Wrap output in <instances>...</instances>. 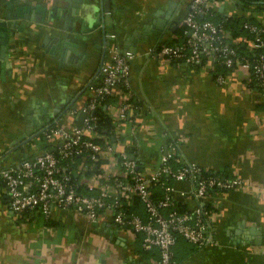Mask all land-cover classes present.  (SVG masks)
I'll return each instance as SVG.
<instances>
[{
	"label": "crops",
	"instance_id": "0c3cea01",
	"mask_svg": "<svg viewBox=\"0 0 264 264\" xmlns=\"http://www.w3.org/2000/svg\"><path fill=\"white\" fill-rule=\"evenodd\" d=\"M189 3L111 0V14L105 12L94 27L100 0H0L2 16L8 4L14 10L25 7L9 43L8 70L0 74V168L53 147V140L41 134V115L49 117L46 125L59 116L57 123L69 128L74 116L67 107H80L93 94L108 49L133 50L128 89L138 104L137 126L127 130L126 139L135 140L133 150L144 171L155 170L162 144L174 137L180 139L186 160L208 170L227 169L241 179L237 188L209 197L215 206L214 242L190 251L181 264H264L261 90L242 66L226 70L224 81L218 82L209 63L162 60L151 51L175 37ZM168 9L172 13L160 29L157 20ZM215 9L231 15L250 12L264 21V8L248 10L235 0H217ZM72 10L73 24L65 16ZM108 32L112 38L106 37ZM65 35L77 43L72 46L77 55L60 58ZM174 186L179 197V190L189 185L178 181ZM140 247L137 234L116 226L108 211L96 222L56 206L48 218L38 211L12 213L0 183V264H156L152 257H143Z\"/></svg>",
	"mask_w": 264,
	"mask_h": 264
},
{
	"label": "built area",
	"instance_id": "2783aa9c",
	"mask_svg": "<svg viewBox=\"0 0 264 264\" xmlns=\"http://www.w3.org/2000/svg\"><path fill=\"white\" fill-rule=\"evenodd\" d=\"M214 11L211 0H190L180 22L185 38L179 42H160L151 51L162 60L189 65L219 62L229 68L242 66L253 74L264 96V53L260 50L264 48V21L244 20L242 26L248 35L230 37L220 23L207 17ZM113 35L108 32L106 37ZM239 43L252 54L247 51L240 54ZM108 51L109 59L99 65L101 80L94 86L93 94L80 107H67L74 116L72 125L69 128L59 125V116L54 117L53 123L41 130L45 140H53V147L0 168V183L8 193L12 213L21 216L24 211H38L48 218L56 206L77 210L89 222H96L100 213L108 211L116 226H127L134 233H141L144 249L158 248L159 264H175L172 246L177 235L198 248L214 242L215 211L208 206L213 195L209 189L214 186L235 189L241 185V179L237 175L202 176L201 166L184 158L181 141L174 137L165 139L158 166L146 173L134 154L126 150L127 146L136 145L135 140L129 141L126 136L127 130L137 126V113L135 106L125 99L104 105L115 125L109 133L101 134L97 130L99 117L95 110L103 98L119 91L121 86L126 89L123 98L130 97L129 61L134 56L133 50L115 46ZM216 80L223 82L224 76L217 74ZM80 112L84 113L81 126L76 124ZM97 137L102 140H95ZM170 159L179 165L173 168ZM164 174L171 175L172 182H162L163 194L155 198L152 186ZM178 181L189 185L188 189L179 190V197L174 195V184ZM135 198L143 206L144 215L131 209ZM177 201L186 203L187 208L181 211L170 208Z\"/></svg>",
	"mask_w": 264,
	"mask_h": 264
},
{
	"label": "trees",
	"instance_id": "16d2710c",
	"mask_svg": "<svg viewBox=\"0 0 264 264\" xmlns=\"http://www.w3.org/2000/svg\"><path fill=\"white\" fill-rule=\"evenodd\" d=\"M217 0H211V2L213 4L216 3ZM236 5L240 6L241 8H245L248 10H254V9H258V8H264V0H235ZM207 17L211 18L215 23H220V27L224 30L227 31L229 36H238V35H248V32L246 31V29L242 26L243 21L244 20H249L251 22H258L257 17L253 16L252 13L250 14V12H248L247 15H231L229 13H224L221 11H218L215 9V11L213 12L212 15H208ZM184 30V26L183 25H179L176 30H175V37L171 38L168 41H165L167 43H172V42H179L182 41L185 38V34L183 32ZM237 50L240 54H245V52L247 51L248 54H252V52L248 51L245 46L242 43H239L237 46ZM263 53H264V48L260 49ZM194 65H203V63H196ZM209 67H211V71L213 73L214 76H217V74H222L224 76V73L226 70L228 69H232L229 67H226L224 64L216 62V64L212 65L209 64ZM235 68V67H234ZM250 72V71H249ZM251 76V82L253 83L254 86L256 85V80L253 76L252 73H250ZM101 80V79H100ZM100 82V81H99ZM98 82V83H99ZM258 87V86H257ZM126 91V89L121 86L120 90L106 96L105 98L102 99V103L101 105H99L95 112L98 115V127L97 130L101 133V134H107L109 133L110 130H112L114 128V120H112L110 114L108 113V111H106V109L104 108V105L106 103H110V102H117L119 100H123L125 99L126 101L130 102L132 105L135 106V108L137 107V102L133 101V99L131 97L128 98H123V94ZM121 121H117V124H121ZM113 134V132L110 133V138L111 135ZM95 140L97 141H101L102 138L97 137L95 138ZM126 150L132 152L134 154V156L136 157L139 167L142 168L143 164L140 162V160L137 158L136 153H134L133 147L132 146H127ZM169 164L175 168L179 165V163H176L174 161V159H170L169 160ZM201 175L202 176H215V177H219V178H231L236 176L233 173L228 172L227 169H223V170H212V169H205L203 167H201ZM161 181L158 182L156 185L152 186V191L154 194L155 198H159L162 196L163 194V188L161 187L162 182L163 184H170L172 182V177L169 174H164L161 176ZM80 189V187L78 188ZM84 190V189H82ZM224 190H229L228 188L225 187H218V186H214L213 188L209 189V193L210 194H215L217 192H221ZM170 208H174L177 209L179 211L184 210L185 208H187L186 203L183 202H174L173 204L170 205ZM209 209H212L215 211V206L214 204L211 203V201H209ZM131 209H133V211H136L137 213L144 215V209L143 206L141 205V203L138 201L137 198L133 199V204L131 206ZM31 212V211H24L22 213V215ZM127 227V226H124ZM137 236L139 237L140 240V246H141V239H142V235L141 233H136ZM198 247L192 243L187 241L185 238H183L181 235H177L176 236V240L175 243L172 246V251H173V259L175 261V264H181L182 259L190 252L193 251L194 249H197ZM141 254L143 255V257H152L155 261L156 264L158 263V259H159V250L157 247H153L152 249H144L142 246L139 248Z\"/></svg>",
	"mask_w": 264,
	"mask_h": 264
},
{
	"label": "water",
	"instance_id": "95a60500",
	"mask_svg": "<svg viewBox=\"0 0 264 264\" xmlns=\"http://www.w3.org/2000/svg\"><path fill=\"white\" fill-rule=\"evenodd\" d=\"M76 1V0H75ZM99 12H97L96 14V21L95 23L92 25L94 27H98L99 26V22L101 20V17L105 15V12L109 15L111 14V0H100V5H99ZM72 8V6H71ZM25 9V7L23 6H19L17 8H15V10L13 9L12 4H8L7 5V10L5 11L4 15H0V74L3 75L4 72H6L8 70L9 64H8V48H9V43L11 40V36L13 33V29L17 28V19L19 17H21L23 15V10ZM167 13L162 15L160 19L157 20V24L159 25L160 29L166 25V21L169 19L170 15H171V10H167ZM74 15H76V10H72L69 12L65 13L66 16V21H69L71 24H73V20H74ZM157 25V26H158ZM73 26H70L68 30H72ZM81 31H83V27L80 28ZM92 29V28H91ZM104 29V28H103ZM105 33V30H104ZM74 45H77L76 42H71L69 40V38L65 35L62 38V42L60 47L57 45L55 47V52L56 49L58 48L59 50V57H63L67 54L68 55H77V53L75 52V50H73ZM54 48V46H53ZM78 57V56H77ZM77 61V59L75 60V62ZM79 65V63H78ZM66 100L69 99V95L66 96ZM76 105H72V108H75ZM84 116L83 112H80L77 116L76 119V124L81 126L82 123V118ZM41 121H40V125H41V130L46 126L45 122L49 120V117H46L44 114L41 115L40 117ZM28 131H26L25 133H27ZM25 135V134H24ZM130 157H132V155H130ZM254 232H258V230H254Z\"/></svg>",
	"mask_w": 264,
	"mask_h": 264
},
{
	"label": "rangeland",
	"instance_id": "374dc122",
	"mask_svg": "<svg viewBox=\"0 0 264 264\" xmlns=\"http://www.w3.org/2000/svg\"><path fill=\"white\" fill-rule=\"evenodd\" d=\"M65 117H66V115H65Z\"/></svg>",
	"mask_w": 264,
	"mask_h": 264
}]
</instances>
